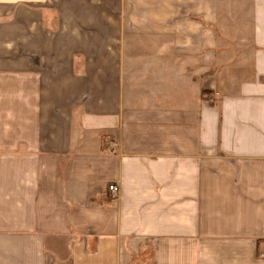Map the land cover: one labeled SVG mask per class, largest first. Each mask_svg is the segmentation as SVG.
Returning <instances> with one entry per match:
<instances>
[{"label":"crops","instance_id":"1","mask_svg":"<svg viewBox=\"0 0 264 264\" xmlns=\"http://www.w3.org/2000/svg\"><path fill=\"white\" fill-rule=\"evenodd\" d=\"M0 264H264V0H0Z\"/></svg>","mask_w":264,"mask_h":264},{"label":"built area","instance_id":"2","mask_svg":"<svg viewBox=\"0 0 264 264\" xmlns=\"http://www.w3.org/2000/svg\"><path fill=\"white\" fill-rule=\"evenodd\" d=\"M107 190L110 192L112 196H115L119 192V187L116 184H109Z\"/></svg>","mask_w":264,"mask_h":264},{"label":"trees","instance_id":"3","mask_svg":"<svg viewBox=\"0 0 264 264\" xmlns=\"http://www.w3.org/2000/svg\"><path fill=\"white\" fill-rule=\"evenodd\" d=\"M203 93V92H202Z\"/></svg>","mask_w":264,"mask_h":264}]
</instances>
